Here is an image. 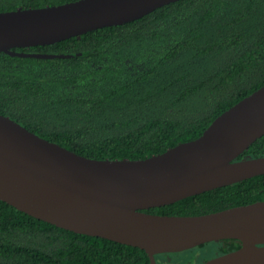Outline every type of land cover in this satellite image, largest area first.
I'll return each instance as SVG.
<instances>
[{
	"label": "trees",
	"instance_id": "trees-1",
	"mask_svg": "<svg viewBox=\"0 0 264 264\" xmlns=\"http://www.w3.org/2000/svg\"><path fill=\"white\" fill-rule=\"evenodd\" d=\"M74 1L0 0V12ZM15 51L73 56L0 53V114L88 158L146 159L199 138L264 86V0H180L129 23ZM259 157L264 135L237 160ZM259 201L264 175L147 212L198 216ZM208 244L216 256L241 247L232 239L191 250ZM0 264H150V257L0 200Z\"/></svg>",
	"mask_w": 264,
	"mask_h": 264
},
{
	"label": "water",
	"instance_id": "water-1",
	"mask_svg": "<svg viewBox=\"0 0 264 264\" xmlns=\"http://www.w3.org/2000/svg\"><path fill=\"white\" fill-rule=\"evenodd\" d=\"M180 0H78L0 12V53L55 44L140 19ZM264 135V86L218 116L203 134L138 160H97L42 138L0 114V200L57 227L156 256L239 240L203 264H264V201L198 216L147 210L264 175V157L237 160Z\"/></svg>",
	"mask_w": 264,
	"mask_h": 264
},
{
	"label": "rangeland",
	"instance_id": "rangeland-1",
	"mask_svg": "<svg viewBox=\"0 0 264 264\" xmlns=\"http://www.w3.org/2000/svg\"><path fill=\"white\" fill-rule=\"evenodd\" d=\"M217 253L215 244H208L204 248L184 252L181 255H167L161 264H203Z\"/></svg>",
	"mask_w": 264,
	"mask_h": 264
}]
</instances>
